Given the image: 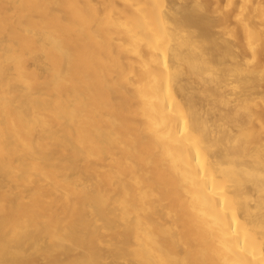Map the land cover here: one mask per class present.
Returning <instances> with one entry per match:
<instances>
[{"label":"bare ground","instance_id":"obj_1","mask_svg":"<svg viewBox=\"0 0 264 264\" xmlns=\"http://www.w3.org/2000/svg\"><path fill=\"white\" fill-rule=\"evenodd\" d=\"M264 264V0H0V264Z\"/></svg>","mask_w":264,"mask_h":264},{"label":"rangeland","instance_id":"obj_2","mask_svg":"<svg viewBox=\"0 0 264 264\" xmlns=\"http://www.w3.org/2000/svg\"><path fill=\"white\" fill-rule=\"evenodd\" d=\"M44 261L43 257L42 256H39L38 260H37V263L40 264Z\"/></svg>","mask_w":264,"mask_h":264}]
</instances>
